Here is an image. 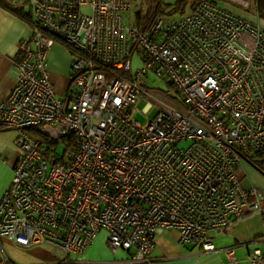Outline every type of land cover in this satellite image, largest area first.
Masks as SVG:
<instances>
[{"label": "built area", "instance_id": "built-area-1", "mask_svg": "<svg viewBox=\"0 0 264 264\" xmlns=\"http://www.w3.org/2000/svg\"><path fill=\"white\" fill-rule=\"evenodd\" d=\"M153 1L131 12L126 0H24L32 35L0 101V126L17 131L20 148L0 197V236L52 246V264H73L95 239L161 264L157 234L177 230L205 258L264 264V235L214 243L264 217V26L212 0L151 17ZM54 43L71 55L64 97L47 69ZM150 78L169 86L162 97ZM142 98L157 109L141 111L145 123L135 117Z\"/></svg>", "mask_w": 264, "mask_h": 264}, {"label": "crops", "instance_id": "crops-1", "mask_svg": "<svg viewBox=\"0 0 264 264\" xmlns=\"http://www.w3.org/2000/svg\"><path fill=\"white\" fill-rule=\"evenodd\" d=\"M253 18L249 19L255 20ZM258 20L261 23L262 19ZM31 35L32 27L28 20L0 5V101L6 100L14 87L8 70L12 62L21 59L23 55L21 41ZM66 51L64 45L54 43L46 55L49 76L60 97L68 94L70 86L71 55ZM19 154L17 131L0 126V197L9 186ZM259 235H264V217L251 216L232 226L229 233L217 235L229 236L231 244L224 247L215 244V248L219 250L235 246ZM206 256L198 244L181 243L177 230L159 231L152 253V259L161 264H201ZM59 258L57 250L48 244L20 245L6 235L0 236V264H52ZM71 259L73 264H145L123 249L111 250L100 239H95L83 253L72 254Z\"/></svg>", "mask_w": 264, "mask_h": 264}, {"label": "trees", "instance_id": "trees-1", "mask_svg": "<svg viewBox=\"0 0 264 264\" xmlns=\"http://www.w3.org/2000/svg\"><path fill=\"white\" fill-rule=\"evenodd\" d=\"M198 0H175L172 10L179 13L186 11L188 7H191ZM216 3H222L221 5L235 11L247 18L253 17V14H258L259 18L264 20V0H212ZM155 10L151 17L161 13L163 11V3L160 0H154ZM0 5L14 12L18 16L29 21L30 12L26 8L24 0H0ZM138 18L141 16L140 11L137 12ZM43 136V135H42Z\"/></svg>", "mask_w": 264, "mask_h": 264}, {"label": "rangeland", "instance_id": "rangeland-1", "mask_svg": "<svg viewBox=\"0 0 264 264\" xmlns=\"http://www.w3.org/2000/svg\"><path fill=\"white\" fill-rule=\"evenodd\" d=\"M126 1L129 2V3H131L133 5L132 8H131L132 9L131 12L134 11L133 8L136 5H139L141 3V0H126ZM174 1L175 0H162V2H163V5L162 6H163L164 9L161 12V14L167 15V18H175V17H178L180 15V13L177 12V11H175V10H172V8H173V4L172 3ZM220 4H222V3H220ZM189 9H190V7H188L186 10L188 11ZM131 12H127L128 15ZM170 12H172L173 15H169ZM253 17L255 18V20H258V18H256L254 16V14H253ZM261 24L264 25V20H261ZM66 52H67L68 55H70L68 53V51H66ZM134 67H136V65H134ZM147 83H149L148 85L150 87V90L153 91L154 95L159 96V97H162L165 94L162 90L169 89V86L165 83V81H162V80H160L158 78H150V80L147 81ZM156 88L161 89V91H162L163 94H159L157 92L158 89H156ZM146 101H147L146 99L142 98L138 102V104H137V107H138L139 111L135 113V117L138 118L141 123H145L147 121V118L144 117V115H142V113H141L142 110H144V111L146 110L148 117L154 116V114L156 113V110H157L156 108H153V109L152 108H149L145 104ZM186 145H187V143H184L183 144V146H186ZM56 148H57V151L60 154H62L63 151H64V149H65V145H64V143H59L56 146ZM230 229L231 228H228L226 230V233H229L230 232ZM214 241H215L216 246H218V247H224V246H227V245H230L231 244L230 243L231 242V238L229 236H219V237H216L214 239ZM235 250H236V255H237L238 258H244V257H246V250L243 247H237Z\"/></svg>", "mask_w": 264, "mask_h": 264}, {"label": "bare ground", "instance_id": "bare-ground-1", "mask_svg": "<svg viewBox=\"0 0 264 264\" xmlns=\"http://www.w3.org/2000/svg\"><path fill=\"white\" fill-rule=\"evenodd\" d=\"M202 264H223V261L218 259V257L212 256V257L205 258Z\"/></svg>", "mask_w": 264, "mask_h": 264}]
</instances>
